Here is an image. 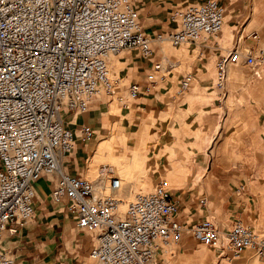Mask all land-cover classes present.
Here are the masks:
<instances>
[{
    "label": "built area",
    "instance_id": "built-area-1",
    "mask_svg": "<svg viewBox=\"0 0 264 264\" xmlns=\"http://www.w3.org/2000/svg\"><path fill=\"white\" fill-rule=\"evenodd\" d=\"M140 2L0 0V264H19L4 239L33 222L43 179L51 202L96 238L91 256L99 264H165V256L174 255L172 248L186 235L227 256L252 252L264 260V233L242 220L226 232L207 219L188 224L180 219L182 199L164 184L125 203L120 196L124 181L112 166L99 168L103 193L97 178L68 169L79 146L86 148L97 135L91 123L78 119L98 99L117 93L121 80L112 75L113 57L136 51L150 62L145 81L129 87L128 98L138 100L167 78L154 42L205 45L226 24L224 5L205 0L174 10L173 28L150 36ZM241 62L258 74L264 49L244 53L237 46L220 56L219 90H225L231 67ZM195 81L196 75L187 72L178 95Z\"/></svg>",
    "mask_w": 264,
    "mask_h": 264
},
{
    "label": "rangeland",
    "instance_id": "rangeland-1",
    "mask_svg": "<svg viewBox=\"0 0 264 264\" xmlns=\"http://www.w3.org/2000/svg\"><path fill=\"white\" fill-rule=\"evenodd\" d=\"M172 1L179 4L174 10L198 2ZM219 1L226 8V24L207 44H153L168 74L151 94L134 101L128 98L130 85L145 79V67L136 51H124L111 59L112 75L121 82L115 96L100 98L90 114L84 115L94 122L96 114L105 128L86 147L85 176L100 181V166L115 165L100 155L105 152L102 146L108 144L106 153H114L113 159L132 157L134 178L122 166L118 170L126 184L133 181L134 189L141 184L143 189L138 190L146 192L164 184L182 199V216L188 224L207 219L226 232L242 220L264 233V68L256 74L241 62L231 67L225 90L216 86L220 56L237 46L244 53L264 49V0ZM187 72H193L196 81L180 96V81ZM113 139L118 140L116 145ZM134 154L147 163L145 169L133 165ZM176 157L187 171L185 188L170 180L172 169L166 170L176 164ZM42 186L48 188L46 182ZM45 193L46 197L49 191ZM120 196L130 198L124 193ZM69 219L75 236L70 243L74 252L70 264L95 263L91 251L97 247L96 238L77 229ZM173 248L174 255L165 256V264H264L252 252L234 258L224 255L228 253L222 249L204 247L190 235Z\"/></svg>",
    "mask_w": 264,
    "mask_h": 264
},
{
    "label": "crops",
    "instance_id": "crops-1",
    "mask_svg": "<svg viewBox=\"0 0 264 264\" xmlns=\"http://www.w3.org/2000/svg\"><path fill=\"white\" fill-rule=\"evenodd\" d=\"M189 1L181 0V4ZM196 1L203 2L205 0ZM173 3L174 1L172 0H141L139 9L141 11L142 23L150 36H155L159 32H168L173 28L174 25L170 21V16L174 7L179 6L176 0V4L174 5ZM154 43L157 44V42ZM156 56L158 60L160 55L156 54ZM140 61L141 66L145 67L146 79V75L150 69V62L141 58ZM93 120L94 122H91L85 116H82L78 119V122L91 123L96 134L99 135L105 128L100 124L101 121L96 117V114H94ZM86 155V148L79 146L75 158L69 164L68 169L72 173L85 175L84 163ZM44 182L47 183L45 179L41 180L37 186L40 199H38L36 204V215L33 222L22 229L17 236H6L4 245L19 264H70L71 260L69 258H72L74 253L70 250V243L73 244L75 241L72 231L74 223L69 219V215L65 214L62 210H58L56 207L54 208L53 204H49L51 189L49 186L44 189L42 186ZM45 191H49L46 197ZM180 219L187 222L185 216H182V206Z\"/></svg>",
    "mask_w": 264,
    "mask_h": 264
},
{
    "label": "bare ground",
    "instance_id": "bare-ground-1",
    "mask_svg": "<svg viewBox=\"0 0 264 264\" xmlns=\"http://www.w3.org/2000/svg\"><path fill=\"white\" fill-rule=\"evenodd\" d=\"M234 76L235 77H239V73L238 72H234ZM97 107H99V106H97ZM96 111H98V110H96ZM113 142L116 145V143L118 142V140L113 139ZM107 146H108V144H105V145L102 146V150L104 149L105 152L100 153V155L101 156H107V158H110V160L112 162L114 161V163H115V165L113 166L114 172L117 173V175L124 181V184H125L123 190L121 191V193H124V195H127V197H130L127 200H125V199L122 198L124 200V202L126 203V201L132 200L139 193H149V192H146V190H138V189H143V186H140L141 184L138 185V187L136 189H134L135 186H136V183H134V185H133V181L132 182H128L129 185H127L126 184V181H125L126 179L124 177H122L121 174L118 172V170L122 166V168L125 170V173L128 174V175H130L132 178H134V175H133L134 173L131 170L132 157L131 158H128L127 156H125L124 158H121V156H119L120 158L113 159L114 153H112V152L111 153H106L107 151H109V149L107 148ZM106 148H107V151H106ZM123 153H125V155H126V150H123ZM143 163L144 162L139 161L138 155L137 154H134L133 165L136 166V167H140L141 169H145V166H146L147 163H144V164ZM168 169H172V173H173V175L170 178V180L173 183L178 184L182 188L183 187L185 188V186H186L185 184H186V177H187L186 173H187V171L185 170V166H184L183 161L180 158H177L176 164L173 165V166L172 165L168 166L166 170H168ZM104 183H105L104 179H100V181L98 180L99 189H100V192H102V193L104 192V191H102L103 190ZM144 186L147 189H150V187H148L147 185H144ZM172 250H174V248H172ZM198 256L200 258H204V255L201 254V253L198 254ZM93 261H95V263L94 262H91L90 264H99V262L96 259L93 260Z\"/></svg>",
    "mask_w": 264,
    "mask_h": 264
}]
</instances>
